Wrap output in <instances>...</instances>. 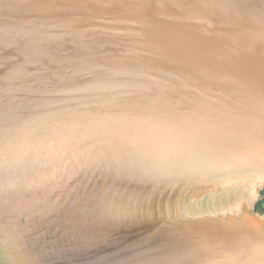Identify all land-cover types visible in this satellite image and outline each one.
<instances>
[{"label":"water","instance_id":"1","mask_svg":"<svg viewBox=\"0 0 264 264\" xmlns=\"http://www.w3.org/2000/svg\"><path fill=\"white\" fill-rule=\"evenodd\" d=\"M264 0H0V264H264Z\"/></svg>","mask_w":264,"mask_h":264},{"label":"trees","instance_id":"2","mask_svg":"<svg viewBox=\"0 0 264 264\" xmlns=\"http://www.w3.org/2000/svg\"><path fill=\"white\" fill-rule=\"evenodd\" d=\"M256 209L261 212H264V191L262 192V199L258 201L256 205Z\"/></svg>","mask_w":264,"mask_h":264}]
</instances>
